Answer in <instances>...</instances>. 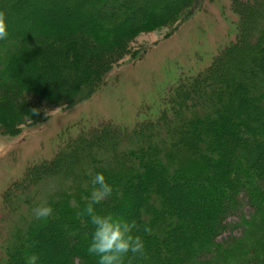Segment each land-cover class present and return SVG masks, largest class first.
<instances>
[{
    "label": "trees",
    "instance_id": "trees-1",
    "mask_svg": "<svg viewBox=\"0 0 264 264\" xmlns=\"http://www.w3.org/2000/svg\"><path fill=\"white\" fill-rule=\"evenodd\" d=\"M198 2L0 0L9 33L0 41V135L15 138L50 106L99 91L138 31ZM232 2L236 37L208 67L171 80L132 128L69 127L52 159L9 186L2 206L21 213L1 264L32 254L40 264H97L87 253L93 226L79 214L97 172L114 187L97 211L136 220L145 242L125 264H264V0ZM45 203L53 214L35 219Z\"/></svg>",
    "mask_w": 264,
    "mask_h": 264
},
{
    "label": "rangeland",
    "instance_id": "rangeland-1",
    "mask_svg": "<svg viewBox=\"0 0 264 264\" xmlns=\"http://www.w3.org/2000/svg\"><path fill=\"white\" fill-rule=\"evenodd\" d=\"M238 22L232 0H199L195 9L173 21L138 31L127 43L132 52L118 59L99 91L71 106H50L43 123L24 129L15 138L0 135V264L14 223L11 216L21 213L8 214L2 196L26 168L52 159L59 136L75 124L112 122L132 128L143 120L147 108H154L171 80L208 67L235 39Z\"/></svg>",
    "mask_w": 264,
    "mask_h": 264
},
{
    "label": "clouds",
    "instance_id": "clouds-1",
    "mask_svg": "<svg viewBox=\"0 0 264 264\" xmlns=\"http://www.w3.org/2000/svg\"><path fill=\"white\" fill-rule=\"evenodd\" d=\"M8 36L5 14L0 12V41ZM90 184V195L86 198L88 203L79 213L86 216L93 226L87 253L96 258L97 264H125L130 254L143 256L145 242L136 234L138 232L136 220L120 218L110 212H98L96 209L97 205L113 196L114 187L101 172L91 176ZM53 211L52 206L45 203L37 205L33 209V215L37 220H45ZM25 264H40V257L36 254L29 255L25 259Z\"/></svg>",
    "mask_w": 264,
    "mask_h": 264
}]
</instances>
